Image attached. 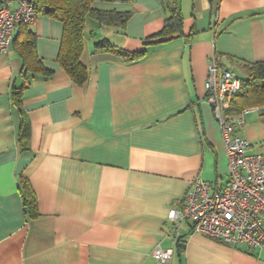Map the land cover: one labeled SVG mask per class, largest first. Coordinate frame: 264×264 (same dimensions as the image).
Listing matches in <instances>:
<instances>
[{"label":"crops","instance_id":"obj_1","mask_svg":"<svg viewBox=\"0 0 264 264\" xmlns=\"http://www.w3.org/2000/svg\"><path fill=\"white\" fill-rule=\"evenodd\" d=\"M91 7L103 16L85 18L83 84L60 67L62 23L47 15L38 14L21 39L34 34L48 76L24 73L13 42L0 54V264H157V247L172 251L170 264H264V242L247 249L210 241L168 219L197 179L214 191L227 183L207 102L208 65L216 58L242 81L247 66L264 63V0H96ZM172 7L179 31L158 37ZM102 41L113 50L94 52ZM144 50L132 61L121 54ZM244 110L235 132L250 152L263 153L264 108Z\"/></svg>","mask_w":264,"mask_h":264},{"label":"built area","instance_id":"obj_2","mask_svg":"<svg viewBox=\"0 0 264 264\" xmlns=\"http://www.w3.org/2000/svg\"><path fill=\"white\" fill-rule=\"evenodd\" d=\"M38 17L29 0H0V54L11 47L21 25H31ZM207 102L220 131L227 157V183L214 191L210 183L197 179L184 197L183 208L168 213L172 221L190 224L193 234L210 241L261 247L264 242V152L249 151V142L237 135L249 110L230 115V102L240 91L241 81L210 60L205 82ZM175 224L173 230L177 232ZM152 256L157 264H170L172 251L157 247Z\"/></svg>","mask_w":264,"mask_h":264},{"label":"trees","instance_id":"obj_3","mask_svg":"<svg viewBox=\"0 0 264 264\" xmlns=\"http://www.w3.org/2000/svg\"><path fill=\"white\" fill-rule=\"evenodd\" d=\"M38 14H44L55 18L62 23V38L57 61L60 67L68 74L72 81L77 84H83L88 78V69L80 62V56L84 48V24L88 15H102L92 9L91 4L96 0H29ZM114 1V0H105ZM23 26L19 32L18 38L13 41L18 55L21 57L24 67V73L29 71L43 72L48 76L50 71L45 70L36 54L35 36L27 32L21 39V34L27 30ZM180 15L175 7L170 10V16L166 19L163 30L158 37L172 35L179 31ZM25 35V34H24ZM157 37V36H156ZM113 50L112 46L105 41L94 44V52H109ZM122 56L128 60H136L145 55V50L138 53L121 52ZM248 76L241 81L240 91L232 98L230 102V115H238L244 109L262 105L264 107V63H256L247 66ZM20 92H13V102L17 105ZM26 189V182H23ZM26 212L32 215L35 209V201L32 195L24 192Z\"/></svg>","mask_w":264,"mask_h":264},{"label":"rangeland","instance_id":"obj_4","mask_svg":"<svg viewBox=\"0 0 264 264\" xmlns=\"http://www.w3.org/2000/svg\"><path fill=\"white\" fill-rule=\"evenodd\" d=\"M237 75L240 76V77H243V76H244V74H242V73H237ZM250 108H251V107H250ZM253 108H257V109H258V108H262V109H263L264 107H263L262 105H256V106H254Z\"/></svg>","mask_w":264,"mask_h":264}]
</instances>
